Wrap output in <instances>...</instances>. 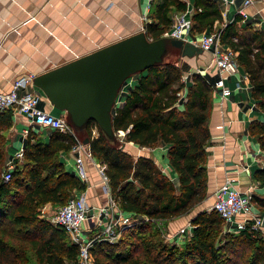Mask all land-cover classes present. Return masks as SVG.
<instances>
[{"label":"trees","instance_id":"trees-1","mask_svg":"<svg viewBox=\"0 0 264 264\" xmlns=\"http://www.w3.org/2000/svg\"><path fill=\"white\" fill-rule=\"evenodd\" d=\"M193 34L220 33L223 45L236 55L238 64L253 84V97L264 111V31L243 24L238 14L226 23L215 0H193ZM184 0H154L144 25L147 36L156 40L169 32L175 13H184ZM182 65L149 68L116 108L114 129L124 131L125 142L142 148L169 144V163L177 180L164 173L150 157H134L114 148L99 130L93 137L90 123V150L106 164L112 195L118 206L136 216L137 221L121 231L117 242L96 241L91 254L94 264H264V240L248 228L224 233V219L215 211H200L191 220V237L184 243L164 237L158 222L164 224L187 216L209 195L208 147L215 92L200 73L183 82ZM186 90V102L179 93ZM55 114V113H54ZM57 113L55 115H59ZM13 112L0 113V264H75L80 252L64 229L41 217L47 204L60 207L75 191H86L62 161L78 141L58 131L46 136L30 129L23 148V160L16 161L6 182V132L13 126ZM264 152V122L249 126ZM254 179L264 186V169ZM264 215V199L253 196ZM166 231V230H165Z\"/></svg>","mask_w":264,"mask_h":264},{"label":"crops","instance_id":"crops-1","mask_svg":"<svg viewBox=\"0 0 264 264\" xmlns=\"http://www.w3.org/2000/svg\"><path fill=\"white\" fill-rule=\"evenodd\" d=\"M184 1L188 4L187 17L191 19L193 0ZM215 1L226 23L233 22L240 14L233 0ZM147 6L148 0H0V91H9L13 81L22 75H41L139 33L146 23L151 22L149 14L152 5L150 8ZM244 10L248 16L242 15L243 24H252L256 30L264 31V0H254ZM142 15L146 18L141 23L139 18ZM202 34L192 33L189 41H200ZM183 66L184 72L190 73L191 77L194 73L203 75L217 91L214 89V110L210 122L212 140L208 147L209 195L202 205L187 216L164 224L166 232L171 235L181 228H188L198 212L210 211L216 191L227 179L232 180L243 193L251 186L255 187L254 196L264 199V186L254 179L255 173L264 169V152L257 138L249 131L253 121L264 122V111L252 95L253 84L248 74L239 65L236 73L224 75V86L232 93L222 99L218 93L222 75L209 53L182 58ZM127 89L128 86H125L123 91ZM31 90L41 94V109L65 116L52 106L40 88L34 85ZM127 95H121L122 102ZM11 111L14 124L6 132L9 139L7 161L24 148L27 143L26 130L31 128L26 115ZM95 127L99 131L97 124ZM87 147L90 149L89 145ZM169 148L170 145L165 143L154 149L142 148L134 143H126L125 146V150L136 158H153L164 173L177 180L169 163ZM61 159L66 169L74 174L75 155L71 151L62 153ZM84 162L88 172L84 192L87 203L93 207H103L108 197L96 167L87 155H84ZM54 208L52 204L44 207L49 212ZM255 211L261 212L256 204ZM241 219L238 217V220ZM99 232L95 227L89 237Z\"/></svg>","mask_w":264,"mask_h":264},{"label":"built area","instance_id":"built-area-1","mask_svg":"<svg viewBox=\"0 0 264 264\" xmlns=\"http://www.w3.org/2000/svg\"><path fill=\"white\" fill-rule=\"evenodd\" d=\"M153 2L154 0H148L147 8H150ZM253 2L254 0H245L238 12L244 17H247L248 15L244 8ZM187 16L188 14L186 12L175 13L172 28L164 36L189 41V37L192 35V22ZM192 42L202 47L205 53H209L212 56L213 63L222 75L218 83V88H221V90L218 93L222 99L228 98L232 92L224 86L223 81L226 79L224 75L228 76L236 73L238 70L239 64L235 53L222 44L220 33L218 32L211 33L206 31L202 34L200 41ZM35 77L36 75L33 73L22 75L13 81L9 91H0V113L6 110H15L23 113L30 121V129L34 130L35 128L39 132H43L46 136L58 131L75 137L65 116L62 114L55 115L50 111L40 108L41 94L31 90L34 87L33 81ZM191 79V74L184 72L183 82L187 86L192 81ZM215 90L217 91V89ZM126 93L122 88L120 95ZM186 94V90H182L179 93L180 104L186 102ZM123 103L122 100L118 101L117 107H120ZM30 129L26 130V135H28ZM91 132L93 137L99 136L97 127L94 126ZM125 134L124 131H119L118 136L121 138ZM71 152L75 155L74 174L82 183L88 182V172L84 162V155H87L93 161L101 179L104 193L108 197V202L97 213L87 203L84 193H76L65 205L55 210L50 222L64 229L71 240L79 245L80 252L75 264H94L91 254L94 243L100 240L110 243L117 242L120 239L121 231L132 226L137 221V218L135 215L123 211L115 201L112 195L106 164L96 160L87 145H82L79 141L72 148ZM21 160H23V149L19 150L14 156H11L10 160L6 162L7 171L4 175L6 182L12 177V172L16 167V161ZM254 190L255 187L251 186L246 193H243L237 189L230 179H227L218 188L215 193V202L210 211H217L224 219V233L236 234L251 228V230L258 232L264 240L263 214L255 211V203L253 202ZM44 213L45 210L41 209V215ZM238 217H242V219L238 220ZM86 224L88 225L87 228L85 227ZM92 224H94L93 227ZM95 227L100 232L94 237H89ZM163 228L164 237L169 241H176L178 244H184L191 237L193 230V226L190 224L188 228H181L177 233L171 235L165 231L164 225Z\"/></svg>","mask_w":264,"mask_h":264},{"label":"water","instance_id":"water-1","mask_svg":"<svg viewBox=\"0 0 264 264\" xmlns=\"http://www.w3.org/2000/svg\"><path fill=\"white\" fill-rule=\"evenodd\" d=\"M233 2L239 10L245 0ZM202 53H205L203 48L192 41L165 36L152 40L142 30L37 75L33 83L54 108L64 113L82 145H90L89 126L96 123L110 146L125 150L126 142L114 129L117 102L125 82L151 67L180 66L182 58H193Z\"/></svg>","mask_w":264,"mask_h":264},{"label":"rangeland","instance_id":"rangeland-1","mask_svg":"<svg viewBox=\"0 0 264 264\" xmlns=\"http://www.w3.org/2000/svg\"><path fill=\"white\" fill-rule=\"evenodd\" d=\"M142 18V19H141ZM141 18H139V21H141V23H142V20L144 19L143 18V15H142V17ZM142 31V30H141ZM118 38H121V37H118ZM183 68L185 69V67L183 66ZM141 76V74L140 75H138V76H136V77H132L133 79L132 80H130V81H128V89L127 90H125V93H126V91H128L127 93H129V91L131 90V89H133L134 88V86L136 85V83H137V81H138V79H139V77ZM131 85H132V87H131ZM126 93V94H127ZM122 139H124V141H125V136H123L122 135V137H121ZM6 170H7V168H6ZM4 175H5V173H4ZM85 191H75L74 192V195H76V193H84ZM91 207H93V206H91ZM94 208V211H96L97 213L99 212V209L101 208H97V207H93ZM42 209H44V207L42 208ZM57 209V207L56 208H54L53 210H51L50 212H49V210L47 211V210H45V213L44 214H42L41 215V217L42 218H45V219H47V220H49V221H51V219H52V217H53V215H54V212H55V210ZM160 223H162L163 225H164V223L163 222H158V225L160 226V228L164 231V228H163V225L162 224H160ZM163 234H164V232H163ZM181 245V244H180Z\"/></svg>","mask_w":264,"mask_h":264},{"label":"bare ground","instance_id":"bare-ground-1","mask_svg":"<svg viewBox=\"0 0 264 264\" xmlns=\"http://www.w3.org/2000/svg\"><path fill=\"white\" fill-rule=\"evenodd\" d=\"M136 76H138V75H135L134 77H136ZM132 79H133V78H130V79H128V80L125 82V84H124V86H123V89H124L125 86L128 85V84H127L128 81H130V80H132ZM121 100H122V96L120 95L119 98H118V101H121Z\"/></svg>","mask_w":264,"mask_h":264}]
</instances>
